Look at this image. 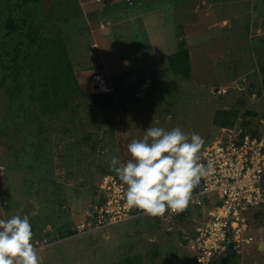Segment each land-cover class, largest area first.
Instances as JSON below:
<instances>
[{"label":"rangeland","instance_id":"374dc122","mask_svg":"<svg viewBox=\"0 0 264 264\" xmlns=\"http://www.w3.org/2000/svg\"><path fill=\"white\" fill-rule=\"evenodd\" d=\"M97 71L114 100L93 94ZM263 121L264 0H0V219L28 217L42 264H192L200 209L170 232L150 216L74 229L148 127L198 133L202 153ZM257 215L243 264H264Z\"/></svg>","mask_w":264,"mask_h":264},{"label":"built area","instance_id":"2783aa9c","mask_svg":"<svg viewBox=\"0 0 264 264\" xmlns=\"http://www.w3.org/2000/svg\"><path fill=\"white\" fill-rule=\"evenodd\" d=\"M91 86L93 94L114 95L111 83L99 71L92 74ZM214 92L225 95L228 89ZM201 162L206 166L212 163L210 176L201 179L183 212L169 210L157 217L158 225L161 231L170 232L174 220L190 208L203 210L206 218L189 241V249L195 253L192 264H221L230 253L236 259L234 264H243L244 249L255 243L250 218L264 211V133L256 136L237 127L223 129L201 153ZM99 187L103 202L89 214L95 223L78 224L76 235L147 216L127 205L123 195L126 186L115 177L103 175Z\"/></svg>","mask_w":264,"mask_h":264},{"label":"clouds","instance_id":"9594fccd","mask_svg":"<svg viewBox=\"0 0 264 264\" xmlns=\"http://www.w3.org/2000/svg\"><path fill=\"white\" fill-rule=\"evenodd\" d=\"M203 138L181 128L148 127L140 139L127 145L130 157H110L109 168L124 186L127 205L150 217H163L169 210L183 212L202 178L210 176L212 163L201 162ZM2 170V169H0ZM27 216L0 219V264H42L33 242Z\"/></svg>","mask_w":264,"mask_h":264},{"label":"trees","instance_id":"16d2710c","mask_svg":"<svg viewBox=\"0 0 264 264\" xmlns=\"http://www.w3.org/2000/svg\"><path fill=\"white\" fill-rule=\"evenodd\" d=\"M98 72V71H97ZM113 87V86H112ZM113 89H114V87H113ZM116 91V89H114V95L113 96H111V97H108L107 95H96V94H94L95 96H97V97H99V98H102V99H106V100H110V101H112V100H114L115 99V97H116V94H117V92H115ZM253 134V133H252ZM253 135H256V134H253ZM257 215V214H256ZM258 216V215H257ZM256 216V217H257ZM255 217V218H256ZM234 255H232L231 253L229 254V256H228V258L225 260V261H223V262H221V264H234V262L236 261V259L233 257Z\"/></svg>","mask_w":264,"mask_h":264}]
</instances>
